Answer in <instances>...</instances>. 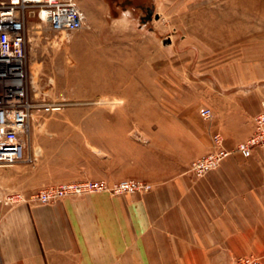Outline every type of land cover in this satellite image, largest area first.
<instances>
[{
	"label": "rangeland",
	"instance_id": "rangeland-1",
	"mask_svg": "<svg viewBox=\"0 0 264 264\" xmlns=\"http://www.w3.org/2000/svg\"><path fill=\"white\" fill-rule=\"evenodd\" d=\"M83 3L88 25L73 32L54 31L26 15L25 86L31 108L22 137L28 159L0 164L3 237L41 235L44 222L49 232L61 233L56 221L68 214L61 215L64 208L56 201L145 193L189 161L187 170L194 174L191 161L207 152L199 154L201 131L210 134L209 150L217 133L230 154L255 131L256 116L264 114V0ZM148 7L152 17L143 20ZM220 93H245L254 110L238 123L237 132L247 134L233 149L213 123L224 107ZM201 106L212 109L210 118L200 115ZM256 147L264 142L252 150ZM123 179L139 186L113 190L112 184ZM86 180L108 187L46 201L33 196L49 185ZM24 203L42 207L36 219L28 209L9 222L12 210ZM63 224L66 230L71 226L68 220Z\"/></svg>",
	"mask_w": 264,
	"mask_h": 264
},
{
	"label": "crops",
	"instance_id": "crops-1",
	"mask_svg": "<svg viewBox=\"0 0 264 264\" xmlns=\"http://www.w3.org/2000/svg\"><path fill=\"white\" fill-rule=\"evenodd\" d=\"M219 96L224 107L213 123L233 149L247 134L237 132L238 123L254 110L245 93ZM198 135L202 154L211 137ZM189 162L145 193L56 201L68 214V230L62 218L61 233L44 222L41 235L4 236L12 239L8 245L0 235V264H235L249 253L264 263V147L248 156L234 150L200 177L187 170ZM28 209L36 219L42 207L20 204L8 221Z\"/></svg>",
	"mask_w": 264,
	"mask_h": 264
},
{
	"label": "built area",
	"instance_id": "built-area-1",
	"mask_svg": "<svg viewBox=\"0 0 264 264\" xmlns=\"http://www.w3.org/2000/svg\"><path fill=\"white\" fill-rule=\"evenodd\" d=\"M44 13L49 28L54 31L73 32L88 25L85 12L74 0H0V164H10L28 159L22 128L30 114V102L25 86L26 38L25 25L28 11ZM199 113L210 118L212 109L201 106ZM255 131L241 140L236 149L249 155L252 147L264 142V114L256 116ZM214 148L194 158L189 169L202 176L229 154L222 145L219 134H214ZM115 191L133 190L137 186L132 179L112 184ZM108 187L101 180L81 182L64 181L39 189L34 197L46 201L69 193H83ZM235 264H264L254 255H240Z\"/></svg>",
	"mask_w": 264,
	"mask_h": 264
},
{
	"label": "bare ground",
	"instance_id": "bare-ground-1",
	"mask_svg": "<svg viewBox=\"0 0 264 264\" xmlns=\"http://www.w3.org/2000/svg\"><path fill=\"white\" fill-rule=\"evenodd\" d=\"M28 16H33V17H37V18H39V19H41V20H43V21H45V22H47V20L45 19V14L44 13H39V15H37V14H35L33 11H28L27 12V17ZM47 24H48V22H47ZM27 152V151H26ZM9 165V164H8Z\"/></svg>",
	"mask_w": 264,
	"mask_h": 264
},
{
	"label": "water",
	"instance_id": "water-1",
	"mask_svg": "<svg viewBox=\"0 0 264 264\" xmlns=\"http://www.w3.org/2000/svg\"><path fill=\"white\" fill-rule=\"evenodd\" d=\"M147 9H148V13H147L145 16H142V19H143V20H146V19L151 18V14H152V12H153V9H152V7H151V8L148 7ZM154 17H158V13H155V14H154Z\"/></svg>",
	"mask_w": 264,
	"mask_h": 264
},
{
	"label": "flooded vegetation",
	"instance_id": "flooded-vegetation-1",
	"mask_svg": "<svg viewBox=\"0 0 264 264\" xmlns=\"http://www.w3.org/2000/svg\"><path fill=\"white\" fill-rule=\"evenodd\" d=\"M151 8V7H150ZM153 9V8H152ZM147 13H148V9H147ZM151 17H152V14H151Z\"/></svg>",
	"mask_w": 264,
	"mask_h": 264
}]
</instances>
